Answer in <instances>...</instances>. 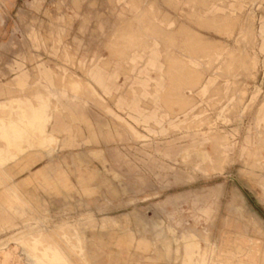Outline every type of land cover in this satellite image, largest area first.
<instances>
[{
	"label": "rangeland",
	"instance_id": "1",
	"mask_svg": "<svg viewBox=\"0 0 264 264\" xmlns=\"http://www.w3.org/2000/svg\"><path fill=\"white\" fill-rule=\"evenodd\" d=\"M36 95L75 147L44 124L34 155L42 138L23 131L27 172L0 169L23 213L0 249L20 238L44 264L264 260V0H0V106L16 117Z\"/></svg>",
	"mask_w": 264,
	"mask_h": 264
},
{
	"label": "bare ground",
	"instance_id": "2",
	"mask_svg": "<svg viewBox=\"0 0 264 264\" xmlns=\"http://www.w3.org/2000/svg\"><path fill=\"white\" fill-rule=\"evenodd\" d=\"M69 78V77H68ZM76 81V80H74ZM73 81V82H74ZM68 83V82H67ZM72 83V82H71ZM78 83V82H76ZM20 84V83H18ZM68 84L71 86H77L78 84L74 85V83ZM21 85V84H20ZM63 86V85H62ZM78 87V86H77ZM71 88V87H70ZM69 89V88H68ZM78 90V89H77ZM21 91V90H20ZM74 92V90H73ZM18 96V95H17ZM39 98V97H38ZM40 99V98H39ZM38 100V99H37ZM44 101V100H43ZM11 104L10 107L8 106H0V139L6 143V148L3 150H9L11 153V158H10V164L8 165L7 163H4L2 160H0V169H4L6 167H10L15 175H19L22 171H23V167L22 164L24 166H27L28 163L26 161V159H23L22 156H20L19 154H17V151L19 149H22L24 147L21 139H22V135L24 134L23 131H27L29 129V127L31 128L32 126H30V124L27 121H23V119H27L30 117H27V115L23 112L18 113L16 117L19 118L20 114H21V118L22 121L20 120V118L17 121V118L15 117L14 114V109L16 107V104L14 102H12V100L10 101ZM49 101L48 102H43L41 108L39 109V111H37L35 117H33V119L35 120L34 122V135H38V140L41 137L42 139L40 140V143H38V145H36V150L38 149L40 152V148L44 145L43 143L48 142V140L50 141V139H52V141H54V137L52 135H50L52 138L48 139V136L45 135V131H43L42 128V123L44 121V116H46L48 114V111H50L52 108L49 105ZM41 104V101H40ZM56 109V107H54ZM16 110V109H15ZM21 110V109H20ZM36 110V109H35ZM16 112V111H15ZM17 113V112H16ZM30 114V113H29ZM28 114V115H29ZM53 117V116H52ZM48 122V121H47ZM46 122V123H47ZM50 122V121H49ZM48 126V125H47ZM47 131V130H46ZM51 134V133H50ZM26 136V135H25ZM44 137V138H43ZM48 139V140H47ZM37 140V141H38ZM52 146V145H51ZM50 146V147H51ZM54 146V145H53ZM60 146V145H59ZM34 147V146H33ZM1 148V147H0ZM54 148V147H52ZM48 149H50L48 147ZM2 150V151H3ZM51 150V149H50ZM48 154L50 153V151L47 152ZM40 154V153H39ZM35 155V154H34ZM2 158V157H1ZM9 173V172H8ZM8 176V175H7ZM9 178V177H8ZM64 180V179H63ZM50 182V181H49ZM50 184V183H48ZM46 188V187H45ZM47 189V188H46ZM16 192V191H15ZM16 197V196H15ZM22 204V203H21ZM66 228V227H65ZM31 238V237H30ZM71 238V237H70ZM79 238V237H78ZM45 239V238H44ZM41 240V239H40ZM72 240V239H71ZM24 241V240H23ZM23 241L18 238V239H14L8 242V244L6 246H4L2 249H0V264H22L19 260V257L17 256V254L19 252H23L26 254V256H28L30 258L29 261L32 260V264H44L42 263V260L44 258V253L43 252H37L34 253L33 251L30 250H26V248H24V244ZM26 242V241H24ZM28 242V241H27ZM40 242V241H39ZM29 244V243H27ZM47 244V243H46ZM45 244V245H46ZM74 244V243H73ZM72 244V245H73ZM40 245V244H39ZM9 246L10 248L8 249ZM65 246V245H64ZM36 247V246H35ZM43 247V245H42ZM28 248V247H27ZM38 248V247H37ZM36 248V249H37ZM35 249V248H33ZM10 250V251H9ZM40 250V249H39ZM43 250V249H42ZM76 254V253H75ZM83 254V253H82ZM84 255V254H83ZM261 255V254H260ZM26 257V258H28ZM47 263L45 264H62L60 262V259H58L56 256L54 255H47ZM75 257V256H74ZM85 258V257H84ZM87 259V258H86ZM256 259V258H255ZM83 261V260H82ZM66 262V261H65ZM72 262V261H71ZM85 262V261H84ZM87 262V260H86ZM199 262V261H198ZM220 262V261H219ZM67 263V262H66ZM77 263V262H76ZM257 263V262H256ZM64 264V263H63ZM88 264V263H86ZM260 264H264V260H260Z\"/></svg>",
	"mask_w": 264,
	"mask_h": 264
},
{
	"label": "crops",
	"instance_id": "3",
	"mask_svg": "<svg viewBox=\"0 0 264 264\" xmlns=\"http://www.w3.org/2000/svg\"><path fill=\"white\" fill-rule=\"evenodd\" d=\"M25 78L26 77H23L21 80H19L16 83L15 89H17L19 92H23L24 91L23 79H25ZM18 83H20L21 85L18 84ZM53 88H54V86L52 85L51 81L49 83H47L46 89L51 94L52 99L55 100V94L53 92ZM38 97H39V95H36V97H34L35 100H36V104L33 103V102H28V101H26L27 104H21V108L24 106L21 109V112H24L27 115V117H30V118H27V122L32 127H34V123H35L34 122L35 120L33 119V117H35L37 111H39V109L41 108L42 103L51 101V99H43L41 97H39L40 98L39 99ZM40 101H41V104H40ZM61 108H62V110L70 109L72 111L73 109H76V106L75 105H73V106L70 105V106H65V107H61ZM53 110H56V109L53 107L50 111H48V114L46 116H44V121L42 123V127L45 124V127H47L49 133H51L50 135H52L54 137V141L57 143V146L60 145L61 148H72V147H75V140H74L73 135L69 134V132H67V129L62 125L63 124V120L61 119V112H60L61 110L59 111V108H58L57 111L54 114H53ZM29 129H30V127H29ZM62 133H67L69 135L68 136V141L65 144H61V141L58 140L57 136H56V134H62ZM35 146L32 149L33 151H31V152L35 153V155H39L40 152H39L38 149L36 150ZM40 154H42V153H40ZM43 154L47 155V153H43ZM25 172H27V171H25ZM25 172H23V173H25ZM23 173L17 175L16 177L22 175ZM25 178H23L22 181ZM7 183H8V181L5 179L4 180V185L0 184V189H1L0 190V227H2L5 232L6 231H14V230H16L17 225H14L12 223L13 219L11 217H15V216L21 217L22 213H23L22 209H21L22 207L14 200L12 195L8 192L7 189L10 188V187L7 186Z\"/></svg>",
	"mask_w": 264,
	"mask_h": 264
}]
</instances>
